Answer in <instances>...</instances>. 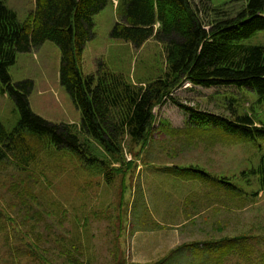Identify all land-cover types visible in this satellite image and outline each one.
I'll list each match as a JSON object with an SVG mask.
<instances>
[{"label":"rangeland","instance_id":"rangeland-1","mask_svg":"<svg viewBox=\"0 0 264 264\" xmlns=\"http://www.w3.org/2000/svg\"><path fill=\"white\" fill-rule=\"evenodd\" d=\"M195 1L206 22L216 9L235 16L245 6L243 0ZM4 2L22 21L35 8V0ZM120 19L119 0H110L94 16L93 35L84 47V73L97 72L101 64L136 86L165 74V44L151 38L136 48L113 38ZM254 41L264 44V33ZM61 58L60 48L46 41L19 53L10 72L14 82H34L29 99L35 113L52 122L79 124L81 112L60 82ZM171 96L180 104L227 117L232 112L230 99L236 98L232 107L252 114L257 124L264 121V103L244 88L183 81ZM17 120L14 101L0 90V121L12 127ZM43 148L31 166L33 177L0 165V264H39L32 243L56 264H70L75 258L87 264H214L208 260H216V255L204 251L206 243L232 237H247L248 242L222 264H264V190L259 191L255 179L249 185L239 178L243 170L258 164L257 145L219 129L201 128L170 98L155 107L144 140L132 143L125 138L124 162L115 164L120 171L112 184L84 171L71 153ZM189 167L227 177L248 194L235 195L178 169ZM38 200L50 202V214L36 218L45 210ZM61 209L66 215L57 219ZM56 236L62 239L59 246ZM75 237L81 252L71 249L75 254L70 256L63 250L71 248Z\"/></svg>","mask_w":264,"mask_h":264},{"label":"trees","instance_id":"trees-1","mask_svg":"<svg viewBox=\"0 0 264 264\" xmlns=\"http://www.w3.org/2000/svg\"><path fill=\"white\" fill-rule=\"evenodd\" d=\"M109 1L35 0V8L22 21L14 9L0 0V90L9 94L18 113L12 127L0 121V165L33 177L31 166L46 146L54 153H71L84 171L102 175L107 184H112L120 171L115 164L124 162L125 138L132 143L144 140L155 107L168 97L182 106L191 121L201 128L219 129L241 141L256 144L260 154L258 164L243 170L239 178L249 185L255 179L259 191H263L264 121L257 124L252 114L232 107L236 98L230 99L232 112L227 117L180 104L169 96L183 81H189L195 86L244 88L253 92L259 103H264V44L254 41L264 33V0H243L245 6L235 16L216 9L209 22L202 18V10L195 0H119L121 19L114 25L112 37L130 42L136 48L154 38L166 47L167 72L140 86L101 64L95 73L86 75L82 69L84 47L93 35L94 16ZM205 1L213 3V0ZM46 41L55 43L62 52L60 82L81 112L79 124L56 123L35 113L29 99L34 82L13 81L10 69L16 64L18 54L39 48ZM178 169L217 183L235 195L248 194L227 177L218 178L192 167ZM41 204L40 208L45 210L41 209L36 218L50 214L47 207L50 202ZM65 215L61 209L57 219ZM61 240L56 236L58 246ZM76 241L75 237L71 248L67 246L63 252L70 256L74 253L72 250L81 252ZM245 242L247 237H232L206 243L204 251L216 255V260L208 261L222 264L224 258L244 247ZM32 245L34 255L41 259H37L39 264H56L40 246ZM63 252L57 255L61 258ZM252 260L248 258L249 263ZM69 263L87 264L79 258Z\"/></svg>","mask_w":264,"mask_h":264}]
</instances>
